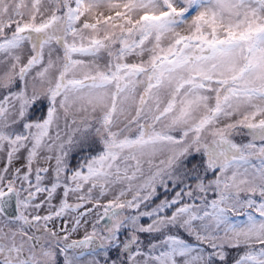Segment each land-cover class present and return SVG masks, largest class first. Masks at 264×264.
<instances>
[{
  "label": "snow or ice",
  "instance_id": "1",
  "mask_svg": "<svg viewBox=\"0 0 264 264\" xmlns=\"http://www.w3.org/2000/svg\"><path fill=\"white\" fill-rule=\"evenodd\" d=\"M0 67V264H264V0H0Z\"/></svg>",
  "mask_w": 264,
  "mask_h": 264
},
{
  "label": "rangeland",
  "instance_id": "2",
  "mask_svg": "<svg viewBox=\"0 0 264 264\" xmlns=\"http://www.w3.org/2000/svg\"><path fill=\"white\" fill-rule=\"evenodd\" d=\"M26 2H30V0H26ZM27 50H25L24 51V56H25V58L27 57ZM61 55H62V53H61ZM53 58H55V53H54V56H53ZM147 58V56H145V59ZM102 63V62H101ZM3 71V68L2 67H0V72H2ZM72 115H73V113H71L70 112V114H69V120H71V118H72ZM235 139H236V141L239 143V142H247V136L245 135V136H243V137H241V136H237V137H235ZM73 162H75V161H73ZM53 163H54V161H53ZM0 166H2V155H0ZM16 166H19V163H17V165ZM111 197L110 196H108V197H106V198H104L103 200H102V202H106V199H110ZM39 199H43V194H41L39 197H38V200ZM58 202H59V197H57L56 199H54L53 200V203L54 204H58ZM69 202H71V203H75V199L73 198V197H70L69 198ZM88 207H91V205H88ZM46 211H47V209L46 208H44V209H41L40 210V215H45L46 214ZM71 217H69V219H70ZM57 223L59 224V223H61V221H57ZM5 226V227H4ZM71 225H69V227H70ZM0 227H4L5 228V230H7L8 228H18V227H21V225L19 224V223H14V224H8L6 221H5V219L3 218V217H0ZM87 227H88V230H91V225L89 224V225H87ZM32 233V230H30V232H29V234H31ZM83 235H84V229H81L78 233H76V234H74L73 235V237H72V239H78V238H82L83 237ZM235 254V253H234ZM113 255H115V253H113ZM58 259H61V257H58Z\"/></svg>",
  "mask_w": 264,
  "mask_h": 264
},
{
  "label": "flooded vegetation",
  "instance_id": "3",
  "mask_svg": "<svg viewBox=\"0 0 264 264\" xmlns=\"http://www.w3.org/2000/svg\"><path fill=\"white\" fill-rule=\"evenodd\" d=\"M32 231H34V230H32ZM78 239H81V238H78ZM58 264H63V257L62 256H61V259H58Z\"/></svg>",
  "mask_w": 264,
  "mask_h": 264
}]
</instances>
